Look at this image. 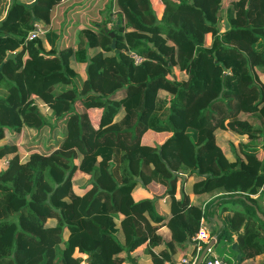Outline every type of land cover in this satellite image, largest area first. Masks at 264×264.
Listing matches in <instances>:
<instances>
[{"label":"trees","instance_id":"1","mask_svg":"<svg viewBox=\"0 0 264 264\" xmlns=\"http://www.w3.org/2000/svg\"><path fill=\"white\" fill-rule=\"evenodd\" d=\"M59 1L9 0L2 16L0 0V264H122L121 252L161 241L145 214L162 219L153 200L131 197L150 180L171 198L170 246L191 239L203 217L243 257L264 254V0H160L159 15L150 0H107L100 22L78 31L81 10L51 27ZM34 21L50 24L51 49L43 35L26 39ZM130 50L145 58L134 63ZM74 62L85 63L84 78ZM90 108L101 109L96 122ZM23 126L36 131L24 160ZM148 129L170 135L147 145ZM220 129L240 138L239 149L228 142L233 157ZM180 167L200 201L182 192L176 204ZM76 171L89 174L82 192Z\"/></svg>","mask_w":264,"mask_h":264},{"label":"crops","instance_id":"2","mask_svg":"<svg viewBox=\"0 0 264 264\" xmlns=\"http://www.w3.org/2000/svg\"><path fill=\"white\" fill-rule=\"evenodd\" d=\"M21 1L26 2V3H30L33 0H21ZM150 1L153 5V8L155 9V11H156V9H158L159 13H161L162 4H161L160 0H150ZM154 1L158 5V8L155 7ZM106 2H107V0H73V1L72 0H60L55 5V10L58 11L60 8H61V10L63 9V11L61 13L65 14V15H63V18H64V16H66L68 14H73V13L77 12L79 9V5H83L82 6L83 9L81 10V12L86 13L87 18H86V20L81 19L80 21L75 22V25L77 28L76 30L78 31L80 28L87 26L88 25L87 23H90V21H92V20L96 21L91 16L88 17V15L89 14L94 15L95 13L99 14L101 12L100 11L101 8L104 9L106 7ZM8 3H9V0H7L6 5H8ZM5 12H6V9L4 10L2 16L5 14ZM56 15H55V18H54V16L52 17V20L50 22L52 28H54V26L56 24V20H55V19H57ZM111 17H114V16L112 15ZM62 19L61 18L59 20L57 19L58 26L62 22ZM64 21H65V19H64ZM96 22H100V20H98ZM50 24L47 26V28H48L47 31L49 30ZM108 25L110 26V23H108ZM73 26H74V23H73ZM112 26L115 27L114 24ZM46 32L42 36L43 46L46 50H49L52 48V43L46 37L47 36ZM64 32H65L64 36H67V33L65 30H64ZM73 37H74V35H73ZM74 63L77 64L75 66V69L77 71H79L81 73L80 76H82L84 78L85 77V63L84 62H74ZM262 75H264V73ZM95 109L97 111H99L97 117H93L92 115L90 116L94 122H96L98 120L100 113H101V109L90 108L88 110L90 112V110H95ZM52 122H53V120H52ZM23 128H24V126L22 127L21 133L19 134L18 139L16 140V143L18 145L19 151L20 152L24 151V153L27 154L29 152L27 147L29 145L36 143L35 142L36 131H35V129L28 127L34 131V136H32V138L30 140H28L27 142L22 143L19 141H20V138H21V135L23 132ZM168 135H170L169 131H156L153 129H148L147 131L144 132V134L142 136V142L144 144H147V145H154L155 143H161ZM46 136H47V132L45 130L43 135H42L43 144L46 142L45 141ZM50 137H51V135H50ZM225 149H227V148H225ZM33 150H39V149L35 148ZM224 153H225V155L228 156V154L225 152V150H224ZM258 154H259L258 157H260L262 155V149L259 150ZM25 158H26V155L24 156V158H22V160H24ZM4 161L5 160L0 159V170H2L5 167V165L3 163ZM178 171L182 175H180V177L177 179V183H176V189H175V193H174V198L177 201L176 204L180 203V198H181L182 192L187 194V197H189L191 203H195V202L200 201L201 198L198 197V195L192 191L193 182L196 178L194 177L193 174L188 175L189 174V168L188 167H180L178 169ZM76 172H78V174H77L78 177H77L76 181L74 182V188L77 192H82L84 189L83 187L88 183L89 174L81 172V171H76ZM78 179H79V181H77ZM209 196L210 195H207L204 198L207 199V198H209ZM131 197L133 200H139V199H144V198H149V199L153 200L152 203L154 205L155 214L160 215L162 217V219L159 221H156V220L154 221V219L152 218V215H150L148 213V211H145V214L148 217V219L151 221L152 224L158 225L157 233L162 238H161V241H158L154 245H150L149 240H145L144 242L139 244L137 247H135L131 251L129 256L126 252H121L119 255H120V257H123L122 264H179V260L182 256H186V255L191 256L189 254L196 252L197 244H196V241L193 239V236L191 239L188 238L183 244H175L174 243L172 246H170V244H169V241L171 240L172 236H171V230L167 225V220L171 216V211H170V209H171V198H170V196H168L166 194L165 185H163L162 183H159L157 181H154V180H150L146 184L138 183V184H136L134 189L131 191ZM48 222L53 223L54 219H49ZM206 224L209 227H213V224L211 222H208ZM214 242L215 243L212 246H214L215 248H216V244H218L219 242L223 245L224 251H225L223 253V255L224 254L225 255L224 256L221 255V256H223L225 259H227L231 264H256V263L260 262L264 256L263 253H257L254 255L243 257L241 255V252L237 249V243H236L235 237L232 238L231 240H228L226 238L217 239L215 237Z\"/></svg>","mask_w":264,"mask_h":264},{"label":"rangeland","instance_id":"3","mask_svg":"<svg viewBox=\"0 0 264 264\" xmlns=\"http://www.w3.org/2000/svg\"><path fill=\"white\" fill-rule=\"evenodd\" d=\"M73 1V0H72ZM228 0H225V3L227 2ZM213 2V1H212ZM71 3V2H70ZM7 4V0H1V5H2V14H3V12H4V10L7 8V6L8 5H6ZM9 4V3H8ZM154 4H155V7H157L158 8V5L156 4V2L154 1ZM211 4H213V3H211ZM83 5H79V9L78 10H82L83 9V7H82ZM63 11V9L61 10V8L58 10V11H56L55 10V6H54V8L52 9V13H51V18L54 16V18H55V15H56V18L59 20L60 18L62 19L63 18V15H65V14H63V13H61ZM156 13H157V15H159V10L158 9H156ZM103 13H107L106 12V10L105 11H103ZM225 13V9L223 10V14ZM221 14V12H219V15ZM92 17V18H94L96 21H98V20H100L101 19V17H102V15H101V13H99V14H89L88 15V17ZM77 18L78 16H76V15H74V14H68V15H66V16H64V18L62 19V22H61V25L62 24H64V22H68V21H70V20H72V18ZM115 17V16H114ZM57 19H55V20H57ZM64 19H65V21H64ZM224 21V20H223ZM222 21V22H223ZM77 64L76 63H70L69 64V68H71L72 70H74L75 71V73H76V75L75 76H78L79 78H80V75H81V73L79 72V71H77L76 69H75V66H76ZM259 77H260V80L261 81H264V75H262V74H260L259 75ZM81 85H82V81L80 80V82H79V84H78V87L80 88L81 87ZM228 85H229V83H228ZM38 101V100H37ZM39 102V101H38ZM40 103V102H39ZM40 111H41V113L44 115V117H45V119L48 121V122H52V120H53V117H54V114L52 113V112H48L47 110H46V108H44V105H43V103H41L40 104ZM98 113H99V111H97L96 109L95 110H90V112H89V115L91 116H93V117H97V115H98ZM233 133L232 132H230V131H227V130H222V129H220V130H216V138H217V142L222 146V148L225 150V152L228 154V156L229 157H233V152H232V150L230 149V143H228L229 141H231V143H233L235 146H236V148H240V138L239 137H236V136H234V138L231 136ZM32 136H34V131L32 130V129H30V128H28L27 126H24V128H23V132H22V135H21V138H20V141L19 142H27L28 140H30L31 138H32ZM231 138H233V139H231ZM250 143H254L255 141H253V140H250L249 141ZM225 148H227V149H225ZM259 152V151H258ZM258 152H257V154H258ZM20 154V156L22 157V158H24V156L26 155V153H24V151H22V152H20L19 153ZM256 154V156H259V154L257 155ZM4 165L5 164H7V161L5 160L4 162ZM78 172H75L74 174H73V181L75 182L76 181V179H77V177H78ZM77 181H79V179L77 180ZM0 216H1V211H0ZM214 247V246H213ZM214 249L216 250V252H217V254L218 255H223V253L225 252L224 251V247H223V245L219 242L218 244H216V248L214 247ZM189 255H192V254H189ZM225 255V254H224ZM223 255V256H224ZM87 263V260L85 259V258H83V259H81V261L79 262V263H76V264H86Z\"/></svg>","mask_w":264,"mask_h":264},{"label":"built area","instance_id":"4","mask_svg":"<svg viewBox=\"0 0 264 264\" xmlns=\"http://www.w3.org/2000/svg\"><path fill=\"white\" fill-rule=\"evenodd\" d=\"M33 27L28 31L26 35V39L30 40L33 38H37L42 36L47 31V26L42 21H34L32 22ZM129 55L134 61V63H140L145 57L139 54L135 50H130ZM193 239L196 241L197 247L196 252L193 257L191 256H182L179 260V264H195L197 257L205 246L207 242L211 239L215 240L214 235H211L207 230V224L203 217L200 219V225L197 229L196 233L193 235ZM204 244V246H203ZM201 264H231L227 259L223 256H220L215 251L214 247L211 245L207 248Z\"/></svg>","mask_w":264,"mask_h":264},{"label":"water","instance_id":"5","mask_svg":"<svg viewBox=\"0 0 264 264\" xmlns=\"http://www.w3.org/2000/svg\"><path fill=\"white\" fill-rule=\"evenodd\" d=\"M218 14H219V12H218ZM218 25H219V23H218ZM111 34H112V33H111ZM11 55H12V54H9L8 56H11ZM256 212H257V215H258V216L264 221V214H263L262 212H260L258 209H256ZM214 218H215L216 220H218V218H217L216 215L214 216ZM221 223H222V222H221L220 220H218V224H221ZM214 243H215L214 240L211 239L209 242H207V243L205 244V246L202 248V250L200 251V253H199L198 257H197V260H196L195 264H201L202 259H203V256H204V254H205L207 248H208L209 246L213 245Z\"/></svg>","mask_w":264,"mask_h":264}]
</instances>
